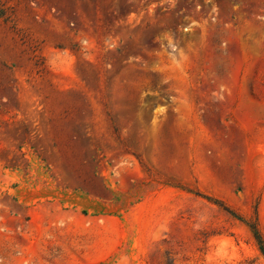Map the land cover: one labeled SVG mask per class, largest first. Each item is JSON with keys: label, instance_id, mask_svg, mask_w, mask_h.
<instances>
[{"label": "rangeland", "instance_id": "1", "mask_svg": "<svg viewBox=\"0 0 264 264\" xmlns=\"http://www.w3.org/2000/svg\"><path fill=\"white\" fill-rule=\"evenodd\" d=\"M0 264H264V0H0Z\"/></svg>", "mask_w": 264, "mask_h": 264}, {"label": "trees", "instance_id": "2", "mask_svg": "<svg viewBox=\"0 0 264 264\" xmlns=\"http://www.w3.org/2000/svg\"><path fill=\"white\" fill-rule=\"evenodd\" d=\"M247 224L249 225L250 229L252 230L255 239L257 240L258 244H260L263 248V240H262V236H261V232L258 226V222L257 219L252 221V222H247Z\"/></svg>", "mask_w": 264, "mask_h": 264}]
</instances>
